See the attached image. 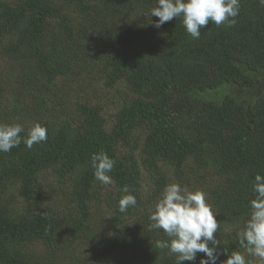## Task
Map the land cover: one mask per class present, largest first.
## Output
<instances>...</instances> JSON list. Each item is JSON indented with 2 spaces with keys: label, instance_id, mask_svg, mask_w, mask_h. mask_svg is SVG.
Masks as SVG:
<instances>
[{
  "label": "trees",
  "instance_id": "1",
  "mask_svg": "<svg viewBox=\"0 0 264 264\" xmlns=\"http://www.w3.org/2000/svg\"><path fill=\"white\" fill-rule=\"evenodd\" d=\"M153 7L0 0V122L49 130L0 152V264H176L149 220L173 182L208 194L221 252L244 251L264 175V7L241 0L235 26L199 39L181 18L155 28ZM100 151L116 161L112 185L94 178ZM124 186L137 206L121 213Z\"/></svg>",
  "mask_w": 264,
  "mask_h": 264
},
{
  "label": "clouds",
  "instance_id": "2",
  "mask_svg": "<svg viewBox=\"0 0 264 264\" xmlns=\"http://www.w3.org/2000/svg\"><path fill=\"white\" fill-rule=\"evenodd\" d=\"M264 7V0H258ZM241 0H156V7L150 15L158 18L154 27L159 29L173 19L181 18L182 25L192 39H199L201 30L214 23L216 26L233 27L241 11ZM48 127L35 122L27 130L17 122H0V152L8 153L21 143L27 149L48 140ZM116 161L105 151L93 153L91 167L94 178L101 184H114L109 173ZM253 197L249 202L250 211L243 228L237 232L241 248L230 254L221 252V241L217 238L220 227L219 213L209 202L208 194L202 189L190 190L179 182L164 186L150 213V229L162 230L167 239H158L155 247L167 250L175 256L176 264L185 261L195 262L203 253L199 264H264V175L257 173L252 181ZM118 201V210L126 213L130 207L137 206V197L127 186ZM227 258L220 260V255ZM248 257L254 258L248 259Z\"/></svg>",
  "mask_w": 264,
  "mask_h": 264
}]
</instances>
